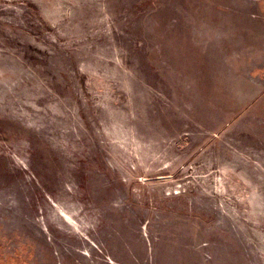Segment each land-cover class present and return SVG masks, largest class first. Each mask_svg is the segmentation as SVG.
Masks as SVG:
<instances>
[{"label": "rangeland", "instance_id": "374dc122", "mask_svg": "<svg viewBox=\"0 0 264 264\" xmlns=\"http://www.w3.org/2000/svg\"><path fill=\"white\" fill-rule=\"evenodd\" d=\"M0 264H264V0H0Z\"/></svg>", "mask_w": 264, "mask_h": 264}, {"label": "crops", "instance_id": "0c3cea01", "mask_svg": "<svg viewBox=\"0 0 264 264\" xmlns=\"http://www.w3.org/2000/svg\"><path fill=\"white\" fill-rule=\"evenodd\" d=\"M230 37V36H229ZM232 37H234V35L232 36ZM235 38V37H234ZM227 39H228V37H227Z\"/></svg>", "mask_w": 264, "mask_h": 264}]
</instances>
